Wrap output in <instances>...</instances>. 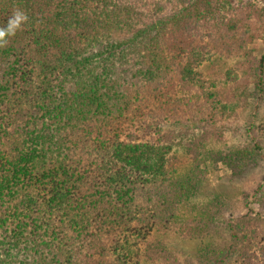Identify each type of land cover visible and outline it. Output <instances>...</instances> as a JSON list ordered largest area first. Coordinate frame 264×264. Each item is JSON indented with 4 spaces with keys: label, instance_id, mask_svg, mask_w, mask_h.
I'll return each mask as SVG.
<instances>
[{
    "label": "trees",
    "instance_id": "trees-1",
    "mask_svg": "<svg viewBox=\"0 0 264 264\" xmlns=\"http://www.w3.org/2000/svg\"><path fill=\"white\" fill-rule=\"evenodd\" d=\"M17 9L28 20L0 47V264L175 258L150 236H164L182 211L203 204L205 161L225 162L236 178L264 165L257 112L248 153L214 151L219 83L198 71L231 32L244 29L250 40L257 24L264 32V8L245 20L235 0H0V27ZM253 85L264 101V55ZM184 127L206 131L194 156L181 143ZM181 149L193 156L182 172ZM245 201L249 233L237 229L233 238L253 246L233 253L239 264H264V178ZM199 213L204 233L217 215ZM215 253L230 262L225 246L197 256L217 264L209 261Z\"/></svg>",
    "mask_w": 264,
    "mask_h": 264
},
{
    "label": "rangeland",
    "instance_id": "rangeland-1",
    "mask_svg": "<svg viewBox=\"0 0 264 264\" xmlns=\"http://www.w3.org/2000/svg\"><path fill=\"white\" fill-rule=\"evenodd\" d=\"M235 1L240 4V16L243 15L245 20L255 9L264 8V0ZM258 18L260 20L259 15ZM245 32L248 33L244 29H241L239 33L231 32L226 44L223 47L215 46L208 56L210 60L205 61L198 70L200 76H203V81L209 84L219 83L220 94L214 98L211 97L212 109L216 111L213 116L215 121L209 125L214 151L230 148L248 153L251 148L247 134L250 128L248 126L249 117L256 112V134L264 145V101H257L256 89L253 85L257 58L264 55V32L260 24H257L254 33H251L255 39L251 37L250 40ZM237 84L239 86H235ZM196 90L201 92L206 91V88L201 87ZM182 93L184 92L181 90V95ZM198 105L204 107L205 102ZM223 105L226 108H223ZM258 106L260 109L256 111ZM198 109L200 110V108ZM203 126L206 125L203 124ZM188 128H181V143L188 141L194 156L198 152L199 141L205 140L207 134L206 131L202 133L195 128L189 132ZM191 133L194 134L191 135ZM194 138H196L195 141H193ZM193 156H186L181 149V161L179 162L181 163V172L189 167L188 162L191 166ZM231 167L221 160H206L203 166L205 171L202 170L203 173L200 176L204 179H201L202 183L199 185V201L203 204L197 203L196 206L188 208V211H182L181 224L167 230L164 236L160 237L157 234L150 236L151 240L157 239L167 243L170 250L177 253L174 258L171 256L173 253L169 252L172 254L167 256L162 262L163 264H201L197 251L216 252L223 246L231 252V260L228 264H239V261L235 259V253H233L234 248L240 247L243 255L252 248L253 245L245 244L243 241L238 240L237 243L233 234L238 232L237 229L241 231L242 235L249 233L245 230L249 215L248 209L244 206L245 197L248 196L251 200L254 191L262 183L264 165L262 163L259 166L251 165L250 169L240 178L235 177ZM254 207L256 211H259L258 205H254ZM199 212H206L207 217L216 212L217 216L213 223L206 220L204 233H210L211 236L204 237V233L200 232V224L203 223V219ZM231 224L236 230L232 228ZM216 255V253L210 255L209 261L214 260L217 261V264H227L230 259ZM203 264H207V262Z\"/></svg>",
    "mask_w": 264,
    "mask_h": 264
},
{
    "label": "clouds",
    "instance_id": "clouds-1",
    "mask_svg": "<svg viewBox=\"0 0 264 264\" xmlns=\"http://www.w3.org/2000/svg\"><path fill=\"white\" fill-rule=\"evenodd\" d=\"M27 20L28 17L23 11L19 9L15 10L9 17L6 25L0 27V47L5 46L9 39L15 36Z\"/></svg>",
    "mask_w": 264,
    "mask_h": 264
}]
</instances>
